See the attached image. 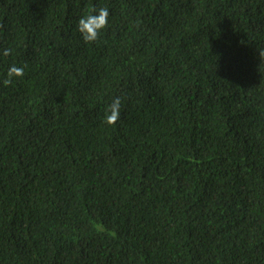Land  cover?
Returning <instances> with one entry per match:
<instances>
[{
	"label": "trees",
	"instance_id": "16d2710c",
	"mask_svg": "<svg viewBox=\"0 0 264 264\" xmlns=\"http://www.w3.org/2000/svg\"><path fill=\"white\" fill-rule=\"evenodd\" d=\"M262 52L264 0H0V264H264Z\"/></svg>",
	"mask_w": 264,
	"mask_h": 264
},
{
	"label": "clouds",
	"instance_id": "9594fccd",
	"mask_svg": "<svg viewBox=\"0 0 264 264\" xmlns=\"http://www.w3.org/2000/svg\"><path fill=\"white\" fill-rule=\"evenodd\" d=\"M109 25V9L107 7L99 8L92 7L84 16H82L77 25V30L82 36L85 43H96L102 32ZM8 50L4 51V55H9ZM264 57V52L260 53ZM24 74L23 67L11 66L7 71V78L4 80V85L8 86L13 78L22 77ZM120 118V100L116 99L108 108L105 115V123L108 126H114Z\"/></svg>",
	"mask_w": 264,
	"mask_h": 264
}]
</instances>
